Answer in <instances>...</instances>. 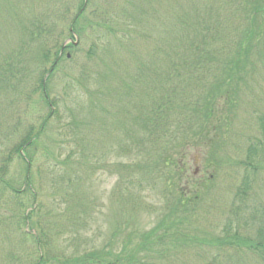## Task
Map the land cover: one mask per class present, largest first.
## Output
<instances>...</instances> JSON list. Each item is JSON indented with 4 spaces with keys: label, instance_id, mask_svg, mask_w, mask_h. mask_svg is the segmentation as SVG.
<instances>
[{
    "label": "trees",
    "instance_id": "obj_1",
    "mask_svg": "<svg viewBox=\"0 0 264 264\" xmlns=\"http://www.w3.org/2000/svg\"><path fill=\"white\" fill-rule=\"evenodd\" d=\"M80 2L71 25L77 32V20L84 12L83 0ZM136 2L141 8L132 3V10L145 17L148 29L158 25L163 29L157 39L141 35L144 28L125 5L119 16L107 4L101 9L91 6V15L97 17L104 32L115 35V28L118 29L115 38L121 48L136 38L149 39L152 45L147 53L139 50L140 55L133 54L137 67L125 77L130 85L121 76H115L121 90L119 96L123 89H128L125 95L131 94L123 109L131 113L130 122L135 128L126 132L124 146H119V157L132 160L124 166L120 164L123 169L120 177L141 190L143 175L159 174L163 206L155 212L163 210V216L146 234L132 232L121 238L120 249L111 240L100 249L82 250L90 215L86 212L90 204L83 189H87V179L91 180L96 169L101 168L102 154L97 149H86L85 138H80L89 132L94 140L90 142L97 144L95 131L84 120L94 117L97 106L90 104L87 117L74 122L70 119L69 126L60 123L57 97L50 98L49 90L63 57L59 52L63 32H58L59 36L53 33L58 25L52 21L50 12L65 16L68 11L66 5L57 10L48 8L20 26L22 35L16 49L0 60V95L8 99L3 109L7 119L3 125L0 121V264H136L139 254L155 245L165 246L170 238L185 242L179 229L202 191L199 183L188 175L183 161L185 153L191 147L211 142L215 128L220 129L225 122V117L219 115L225 111L229 97L236 93L239 82L251 76L248 48L264 37V0ZM108 41L105 38L102 46L96 42L91 47L99 45L112 51ZM35 44L38 50L31 52L30 47ZM107 55L109 60L101 57L102 63L120 62L119 55L113 52ZM90 75L85 80L87 83L96 80L93 81L96 89L91 93L96 98L102 91L97 90L98 78ZM87 92L90 94L88 89ZM33 94L38 98L32 103ZM32 104L37 107L36 117ZM53 117L57 128H61L54 130L55 140L51 139L49 126ZM10 138H16V143L5 149L3 141L8 143ZM248 151L243 162L246 169L256 163L255 150ZM13 156L22 162L23 168L8 176ZM39 159L47 165L44 177L50 180V201L45 200L44 186L35 181ZM145 181L153 189L154 182ZM246 192L244 182L236 197ZM134 200L137 198L132 196L129 201ZM62 205L66 207L61 208ZM252 225L256 227L253 234L239 238L235 233L233 239L264 260V214Z\"/></svg>",
    "mask_w": 264,
    "mask_h": 264
},
{
    "label": "rangeland",
    "instance_id": "obj_2",
    "mask_svg": "<svg viewBox=\"0 0 264 264\" xmlns=\"http://www.w3.org/2000/svg\"><path fill=\"white\" fill-rule=\"evenodd\" d=\"M183 1L185 0H181ZM132 3L137 9L141 8L136 0L87 1L83 15L76 23L77 32L71 25L80 8V0H0V60L16 49L22 35L20 26L25 25L34 14L47 11L48 8L61 9L66 5L68 13L65 16L50 12L52 21L58 25L53 33L59 36L58 32H63L59 46L66 47L64 46L63 50L59 48L63 57L52 78L49 96L57 97L58 114L63 126H69L70 119L74 122L79 121V117H87L89 107H92L90 104L97 106V109H94V117L84 119L89 128L95 131V135H92L97 139V144L90 142L93 139L89 132L83 133L80 139L85 138L83 145L86 149H97L102 154L99 164L101 168L96 169L91 180L87 179V189H83L87 203L90 204V208L86 210L90 215L88 227L85 229L87 241L82 244L84 251L100 249L111 240L115 244L113 246H118L121 238L132 232L136 235L146 234L158 225L164 214L163 210L160 213L155 212L163 206L160 195L163 185L159 174L150 173L148 177L143 175L141 190L120 177L123 174L120 164L124 166L132 160L126 156L119 157V146H124L126 132L135 128L130 122L131 113L123 109L124 101L131 98V94L125 95L128 89H123L122 96H119L121 90L116 80L121 76L126 82L128 72L137 67L133 54L140 55L139 50H142L141 53H147L152 45L149 44V39L136 38L130 45L126 44L121 48L115 38L119 34L118 29L115 28V35L104 32L105 29L98 26L97 17L91 15L93 9H101L105 4L106 7L110 5L108 9L115 10L114 13L118 15L125 5L129 8V14H133L144 28L141 35L157 39L161 26L148 29L145 17L135 14ZM105 38L109 39L112 51L103 50L99 46H102ZM258 41L248 48L251 53L249 61L252 62L248 66L251 76L248 75L245 81L238 83V89L229 97L227 107L223 105L225 111L220 112L219 118L225 117V122L220 129L215 128L214 137L207 146L191 147L185 153L183 161L188 167V175L199 183L202 190L192 212L179 229L185 242L170 238L165 246L155 245L150 251L141 252L135 261L136 264H264V260L251 254L233 239L235 233L239 238L253 234L256 229L255 225H252L253 221L264 214V37ZM96 42L98 47H91ZM72 43L75 45L70 48ZM30 49L31 52H37L38 45H32ZM53 51L51 49V52ZM110 52L119 55V64L101 62V57L109 60L107 53ZM90 74L98 78L97 90L102 91L96 98L91 94L96 89V80L91 83L85 80ZM31 98L33 103L37 101L38 96L33 94ZM7 101L5 95H0L2 125L7 119L6 110L3 111ZM33 110L35 115L37 107L34 105ZM54 120L53 117L49 125L52 137L50 134L49 136L52 140H55L54 130L61 129L57 128ZM130 125L132 127H129ZM15 137L18 139V135ZM11 138L8 143L3 141L5 149L16 143V138ZM252 148L255 150L253 158L256 163L246 169L243 162L247 151ZM39 160L35 167V181L42 185V188L44 186L45 200L50 201V180L47 176L44 177L47 165L43 164L42 159ZM90 164L92 163L88 162V165ZM20 168H23L22 162L13 156L6 175L10 176ZM80 176L83 177L81 174ZM144 179L154 182L153 189L147 186L148 183ZM244 182L247 192L244 196L236 197ZM132 196L136 197L137 201L130 202ZM65 207L66 205L61 206Z\"/></svg>",
    "mask_w": 264,
    "mask_h": 264
},
{
    "label": "flooded vegetation",
    "instance_id": "obj_3",
    "mask_svg": "<svg viewBox=\"0 0 264 264\" xmlns=\"http://www.w3.org/2000/svg\"><path fill=\"white\" fill-rule=\"evenodd\" d=\"M66 47V46H65ZM61 50H63V49H61Z\"/></svg>",
    "mask_w": 264,
    "mask_h": 264
}]
</instances>
